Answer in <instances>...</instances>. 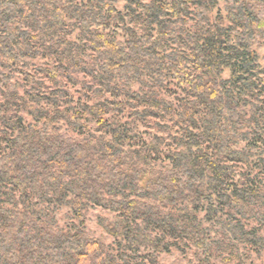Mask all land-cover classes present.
<instances>
[{
  "label": "trees",
  "instance_id": "trees-1",
  "mask_svg": "<svg viewBox=\"0 0 264 264\" xmlns=\"http://www.w3.org/2000/svg\"><path fill=\"white\" fill-rule=\"evenodd\" d=\"M262 43L264 0H0V264H264Z\"/></svg>",
  "mask_w": 264,
  "mask_h": 264
},
{
  "label": "rangeland",
  "instance_id": "rangeland-1",
  "mask_svg": "<svg viewBox=\"0 0 264 264\" xmlns=\"http://www.w3.org/2000/svg\"><path fill=\"white\" fill-rule=\"evenodd\" d=\"M119 8L122 7V3L118 5ZM219 10L222 12V5L220 4ZM259 53L264 56V43L261 44L259 49ZM264 64V62H263ZM228 73L226 72L224 76L226 77ZM142 131L143 128H141ZM143 136L146 137V133H143ZM68 209L65 207L59 208V211L56 213V220L58 225L61 227H65L70 220L67 217ZM98 216H106L110 217L111 214L106 210L99 207H89L86 218H85V227L86 230L97 237H100L104 242L109 243L112 241V238L107 235L104 230L97 223ZM158 264H206L203 262L199 256L194 254L192 248H172L169 252L161 253L158 256ZM207 264H215V262H209Z\"/></svg>",
  "mask_w": 264,
  "mask_h": 264
}]
</instances>
